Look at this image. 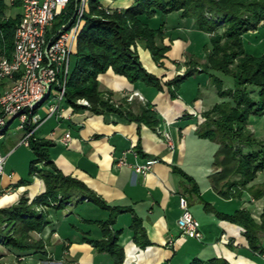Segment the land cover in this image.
<instances>
[{
    "label": "crops",
    "instance_id": "crops-1",
    "mask_svg": "<svg viewBox=\"0 0 264 264\" xmlns=\"http://www.w3.org/2000/svg\"><path fill=\"white\" fill-rule=\"evenodd\" d=\"M3 2L1 20L18 18L17 27L23 11L21 2ZM101 2L108 8L126 9L136 0ZM166 32L165 44L171 48L162 65L153 61L148 50L140 48L142 62L149 71L167 81L185 74L188 67L184 61L189 57L206 62L210 34L196 29L193 22L182 19L180 13L169 15ZM3 41L0 31V54L8 56L10 51L5 49ZM245 41L252 55L264 54V23L258 30L246 33ZM212 73L225 79L226 88L233 86L230 77ZM9 86L10 82L5 81L0 91ZM215 86L210 73H198L183 83L177 98H171L167 91H159L142 81L132 83L110 69L99 76L100 90L116 104L128 103L135 113L151 105L160 118L157 129L128 121L117 113L74 111L65 104L62 117L52 116L36 130L37 138L54 143L51 156L64 175L84 182L108 205L127 208L119 214L114 225V230H123L124 264H191L196 258L212 257H224L233 264H264V255L251 250L244 228L219 216V212L246 209L260 221L264 194L257 197L249 189H242L243 195L239 197L235 194L237 185L228 198L220 192L225 181L216 182V175L222 168L215 160L221 144L198 134L201 114L229 99L220 96ZM40 113L46 114L44 109ZM16 119H9L5 135L0 138V153L6 156L4 172L0 174V208L17 204L23 196L33 200L46 191L44 178L32 173V163L37 159L35 152L30 146L21 144L26 129L20 121L11 129ZM249 127L264 140V115L252 116ZM68 131L72 140L66 146L62 140ZM164 132L171 133L173 149L167 144ZM148 158L159 161L146 174L137 172L134 165ZM121 159L127 163L119 165ZM39 166L43 168V164ZM176 167L182 168L195 181L184 177ZM253 185L264 189V170L249 187ZM181 196L186 197L191 212L200 221V239L184 235L178 226L183 212ZM109 214L110 210L93 201L77 202L52 211L46 229L33 232L35 238L46 242L47 254L27 255L25 261H19L14 251L4 245H0V253L4 254L6 264H115L108 253L83 241L84 236L103 237L100 226L88 220H106ZM134 215L142 219L146 229L150 244L145 248L134 240L131 228Z\"/></svg>",
    "mask_w": 264,
    "mask_h": 264
},
{
    "label": "trees",
    "instance_id": "trees-1",
    "mask_svg": "<svg viewBox=\"0 0 264 264\" xmlns=\"http://www.w3.org/2000/svg\"><path fill=\"white\" fill-rule=\"evenodd\" d=\"M4 6L0 0V9ZM76 0H71L68 20L74 13ZM180 13V17L193 22L196 29L211 35L206 62L191 60L185 74L165 81L148 70L142 62L140 48L148 50L153 61L162 65L170 47L164 43L167 37L166 17ZM0 15V31L4 36L5 49L14 50V37L18 18L3 21ZM160 20L159 24H155ZM264 23V0H136L126 9L105 7L101 0H90V11L85 14L79 31L75 54L77 63L69 72L65 104L74 111L89 109L92 113H117L128 121H136L157 129L160 124L158 112L151 105L135 113L128 103L116 104L99 87V76L110 69L124 75L132 83L139 81L167 91L177 98L184 82L191 76L208 72L220 96L228 100L213 105L202 115L198 134L221 144L216 164L222 168L216 182H224L220 192L229 197L237 185L236 196L249 189L258 197L264 194L262 187H249L260 171L264 170V140L252 131V116L264 115V54L252 55L246 48L245 35ZM199 67V68H198ZM212 72H220L233 80L226 88L225 79ZM86 99L89 105L79 102ZM51 140L30 138V147L37 159L32 163V173H39L45 180L46 191L33 200L23 196L20 201L0 208V245L14 251L18 260L27 255L47 254L46 242L37 239L33 232H43L50 224L52 211L73 206L80 201H93L103 209L110 210L106 220L91 221L100 226L102 238L84 236L83 241L92 244L98 251L106 252L115 264H124L126 252L121 244L123 230H114L120 213L125 207L110 206L84 182L69 176L53 162ZM43 164V168L39 165ZM190 181L192 176L176 167ZM174 169V170H175ZM217 184V183H216ZM219 216L245 230L252 251L264 255V212L258 221L249 210L236 209L233 213L219 212ZM134 240L143 248L150 244L140 217L132 219ZM0 253V264H6ZM191 264H233L224 257L207 260L194 259Z\"/></svg>",
    "mask_w": 264,
    "mask_h": 264
},
{
    "label": "built area",
    "instance_id": "built-area-1",
    "mask_svg": "<svg viewBox=\"0 0 264 264\" xmlns=\"http://www.w3.org/2000/svg\"><path fill=\"white\" fill-rule=\"evenodd\" d=\"M21 2L22 16L15 30L14 50L11 57L0 54V86L9 81L8 89L0 91V138L5 135L9 119L19 118L26 129L21 144L30 146V138L50 117H62L65 111L70 64L84 16L90 11V0H76V8L66 21L56 24L67 14L71 0H10ZM56 90V93H53ZM89 105L86 99L79 100ZM45 110V115L40 113ZM68 131L63 144L72 140ZM170 148L175 145L170 132H164ZM159 160L148 158L137 162V172L146 174ZM6 156L0 153V174L4 172ZM125 159L119 165H125ZM182 215L178 220L184 235L202 238L200 221L191 212L186 197L180 198ZM264 257V256H263ZM21 257L20 260H24Z\"/></svg>",
    "mask_w": 264,
    "mask_h": 264
},
{
    "label": "rangeland",
    "instance_id": "rangeland-1",
    "mask_svg": "<svg viewBox=\"0 0 264 264\" xmlns=\"http://www.w3.org/2000/svg\"><path fill=\"white\" fill-rule=\"evenodd\" d=\"M8 1H10V0H8ZM102 1H107V0H102ZM168 18H169V16H167L166 17V19L168 20ZM170 21H171V19H169ZM60 21H61V19L60 18H57L56 19V24H59L60 23ZM160 20H156V22H154L155 24H159L160 22H159ZM167 22V21H166ZM157 24V25H158ZM167 38V37H166ZM209 38L211 39V35L209 36ZM192 42H193V40H192ZM164 43H165V40H164ZM209 44H210V41H209V43L206 45V49L207 50H209V48H208V46H209ZM167 46H169V45H167ZM170 47V46H169ZM171 48V47H170ZM76 49V48H75ZM170 50V49H169ZM166 55H167V53H166ZM166 58V57H165ZM193 59H197V57H189L187 60H186V62L184 61V64L188 67V62L189 61H191V60H193ZM197 60H200V58H198ZM201 61V60H200ZM202 62V61H201ZM77 63V56H76V54H75V52L73 53V55H72V58H71V64H70V71H73L74 70V67L76 66L75 64ZM202 63H204V62H202ZM199 68V67H198ZM220 73V72H219ZM223 75V74H222ZM57 91L56 90H53V93H56ZM114 102V101H113ZM210 110V109H209ZM202 115V114H201ZM255 116V115H254ZM202 117V122H204V120H205V118H204V116L202 115L201 116ZM258 120H259V118H258ZM19 123V118H17L16 120H15V122L11 125V129H14L16 126H17V124ZM202 138V137H201ZM213 141V140H212ZM215 162H216V160H215ZM84 213V215H87L88 217H91L89 214H88V212H83ZM20 261H23V260H20ZM25 261V260H24Z\"/></svg>",
    "mask_w": 264,
    "mask_h": 264
}]
</instances>
